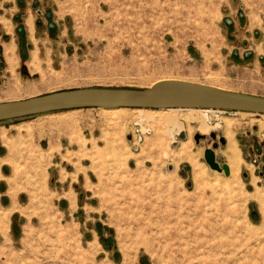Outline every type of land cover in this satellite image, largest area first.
Wrapping results in <instances>:
<instances>
[{
	"label": "rangeland",
	"instance_id": "rangeland-1",
	"mask_svg": "<svg viewBox=\"0 0 264 264\" xmlns=\"http://www.w3.org/2000/svg\"><path fill=\"white\" fill-rule=\"evenodd\" d=\"M23 1L34 36L14 18L18 0H0V42L10 36L20 57L16 68L0 62V102L72 88H147L169 77L264 96V0H199L197 9L184 0ZM34 8L44 11L41 22ZM30 38L39 59L27 68ZM228 120L244 160L242 191L264 189V113L93 107L0 121L17 124L2 135L15 144L0 179V264H210L208 244L189 252L190 232L207 222L217 224L218 264L235 247L249 264H264L263 230L246 232L261 222L257 202L242 207L230 168L225 175L204 160L214 141L194 139L219 129L226 144ZM187 140L206 171L198 182L188 161H176ZM216 141V159L229 167ZM37 155L42 172L33 168ZM174 229L185 238H167Z\"/></svg>",
	"mask_w": 264,
	"mask_h": 264
},
{
	"label": "water",
	"instance_id": "water-1",
	"mask_svg": "<svg viewBox=\"0 0 264 264\" xmlns=\"http://www.w3.org/2000/svg\"><path fill=\"white\" fill-rule=\"evenodd\" d=\"M22 5V0H18ZM50 17V12H46ZM230 20L227 19V22ZM49 27L53 23L49 22ZM22 30L21 27L18 28ZM212 108L229 111L264 113V96L233 91L218 86L203 84L179 78H165L154 82L147 88L132 87H83L62 89L30 96L23 99L0 102V121L32 116L53 111H66L81 108ZM217 132L194 134L199 142L209 136L214 142L205 147L204 160L218 172L229 174L226 162L219 163L214 148L216 138L225 144L221 130Z\"/></svg>",
	"mask_w": 264,
	"mask_h": 264
},
{
	"label": "bare ground",
	"instance_id": "bare-ground-1",
	"mask_svg": "<svg viewBox=\"0 0 264 264\" xmlns=\"http://www.w3.org/2000/svg\"><path fill=\"white\" fill-rule=\"evenodd\" d=\"M184 1L189 6L193 5L195 9H197L196 5L200 2L199 0H184ZM169 78H171V77H169ZM101 109L108 111V110L125 109V108L120 107V108H101ZM136 109L142 110V108H136ZM146 109H149V108H146ZM175 109H190V108H167V110H175ZM195 109H201L202 110L205 108H195ZM206 109H212V108H206ZM152 110L158 111L159 109H156V110L152 109ZM220 110H222V109H220ZM164 119H165L164 117H157L155 119V122L156 123H162L165 121ZM183 119L186 120V122H188V118L186 116H184ZM232 127H233L232 121L231 120L226 121L225 135L227 137V141H226L224 149L222 150L223 155L225 156L226 160L229 162L230 182L236 184V186H237L236 188L239 192L238 193L239 194V202H240L242 207H244L246 205V202L248 201V199H250V200L253 199L257 202V205L261 211V222H260V224L258 226L249 227L246 232L248 234H254V233H258V232L260 233V232H262V230L264 232V189L257 186V187H255V189L252 192H249L248 194H245L244 191H242V188H241V183H242L241 181L242 180L240 178V168H241V164L244 160L240 155L237 140L233 135ZM5 142L8 143L7 141H5ZM191 146H192V144H191L190 140L183 141L179 147V152L176 156L177 157L176 161H181V160L188 161L192 166V173H193L194 180L196 182H198L200 179H202L204 177L206 171H205L204 165H202L198 162L196 155L192 154ZM9 157H10V153H8L5 157H2V161H4V160L7 161ZM36 158L38 161L34 164L33 168L36 169L38 172H40V171L42 172L43 171L42 163H41L42 157L40 155H37ZM18 190H20L18 185H16L14 182H12V185L10 186V191L14 194ZM72 198L73 197H71V200H72V203L74 204L75 199L74 198L72 199ZM17 202H18V200H17ZM10 210H11V208L7 209V211H10ZM188 223L191 225V221H189ZM151 224H153V223H150L149 226ZM139 232L140 231L134 232L133 234H128V236L134 237ZM173 232H174L173 235H171L167 231L166 237L171 238V239L172 238L178 239V240H180L181 238H185L184 234L181 233L180 230L174 229ZM216 232H217V224H214L212 222H207L206 224H204V223L201 224V230L200 231L192 230L190 233H191V236L194 237L195 246L193 249L189 250L190 255H192V257H193L194 254H196V251L198 250L199 247L204 246V244H208L209 248L211 250V255H212L210 264H218L216 262L217 259H216L215 255H216L217 248L220 247V245L222 246V244L219 243L220 241L217 244L211 242L216 237ZM228 233H229V230H225L222 234L224 237L223 240L225 242H227V243H225V245H223V248L230 245ZM96 243H97L96 241L91 242V245L95 246ZM186 243L187 242L184 241V243H183L184 247L182 249L185 254L188 251V249L185 245ZM225 253H226V263H224L222 261V264H249V259H248L247 254L245 252L240 253L239 247L238 248L237 247L232 248L228 251H225Z\"/></svg>",
	"mask_w": 264,
	"mask_h": 264
},
{
	"label": "crops",
	"instance_id": "crops-1",
	"mask_svg": "<svg viewBox=\"0 0 264 264\" xmlns=\"http://www.w3.org/2000/svg\"><path fill=\"white\" fill-rule=\"evenodd\" d=\"M22 2H23V4L22 5H20L19 3H18V7H19V12L18 13H16L14 16H17L18 14H19V17H20V22L21 23H24V25H26L25 26V29L27 30V32H28V36H29V34L32 32L33 33V36H34V32H36V29H33V25H32V23H33V18H32V16H31V13H30V8H29V6H28V2H25V1H23L22 0ZM33 3H36L37 2V0H33L32 1ZM35 9V8H34ZM36 10V17H38V19L36 20L37 21V23L38 22H41V14H43V10L41 9V8H38V9H35ZM45 17H46V13H45ZM31 25H32V29H31ZM28 26V27H27ZM48 27H49V25H48ZM30 32V33H29ZM4 34L6 35V34H8L7 32H4ZM2 35V33H0V36ZM5 38H7L6 40H2L1 42H0V62H6V64L8 63V62H10V66L11 67H17L18 66V63L20 62V57H19V62H18V54H17V52H18V46L15 44V42H14V40L9 36V37H5ZM38 39V38H37ZM30 41L32 42V46H31V48H30V50H29V56H28V58L25 60V64H26V66H27V68H29V66H33V64H34V62H35V59H37V57L35 58L34 56H35V44H34V42L32 41V39L30 38ZM38 44V43H37ZM37 51L40 49H44L45 50V46L42 44V43H39L38 45H37ZM40 47H42V48H40ZM38 59H39V57H38ZM37 59V60H38ZM41 61V60H40ZM17 62V63H16ZM16 63V64H15ZM14 65V66H13ZM38 66H40V67H42V64L41 63H39V65ZM19 76H20V74H19ZM21 77V76H20ZM213 86H217V85H213ZM218 87H221V86H218ZM223 88V87H222ZM225 89H227V88H225ZM229 89V88H228ZM229 90H233V91H239V92H246V91H240V90H234V89H229ZM246 93H248V92H246ZM261 95V94H260ZM73 110V109H72ZM22 118V117H21ZM15 119H18V118H15ZM14 119V120H15ZM9 120H13V119H9ZM17 126V124L16 123H12V124H7V125H0V148H5V152L3 153V152H1V149H0V179L1 178H6V175L4 174V171H3V169H5L6 167V165H10V163H9V161L7 160H4V161H2V157H5L8 153H10V157H11V154H12V151H13V146H14V144L15 143H13V141L11 142V141H7V139H6V141L8 142V143H6L5 142V140H2V135L4 134L5 136H7L6 138H9L10 137V131H11V128H13V129H15V128H17L16 127ZM15 135H17V132H15L14 133ZM60 145H62V142H60ZM9 157V158H10ZM10 174H8V176H7V178L10 180L11 179V175H12V172H11V168H10V172H9ZM11 184V183H10ZM11 186V185H10ZM6 190H7V188H5ZM1 195H5L3 192H0V196ZM9 202H12V204H14L15 203V201L14 200H10ZM4 207L3 206H1L0 207V209H3ZM3 210H5V209H3ZM15 211H16V209H15ZM6 218V215L4 216L3 215V218ZM2 219V215L0 216V220Z\"/></svg>",
	"mask_w": 264,
	"mask_h": 264
},
{
	"label": "trees",
	"instance_id": "trees-1",
	"mask_svg": "<svg viewBox=\"0 0 264 264\" xmlns=\"http://www.w3.org/2000/svg\"><path fill=\"white\" fill-rule=\"evenodd\" d=\"M14 18H15L16 21H19V15L15 16ZM18 33H19V36H22V34H23V28H22L21 31L18 30ZM18 44H19L20 53H22V49L21 48H22V46H24V40L21 39Z\"/></svg>",
	"mask_w": 264,
	"mask_h": 264
}]
</instances>
